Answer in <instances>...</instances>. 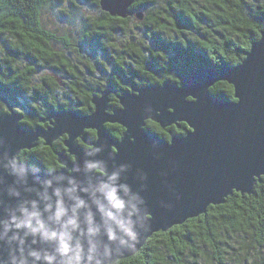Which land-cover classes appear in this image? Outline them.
Segmentation results:
<instances>
[{
	"label": "water",
	"instance_id": "95a60500",
	"mask_svg": "<svg viewBox=\"0 0 264 264\" xmlns=\"http://www.w3.org/2000/svg\"><path fill=\"white\" fill-rule=\"evenodd\" d=\"M134 1L98 0V5L110 17L141 21L143 12L131 9ZM179 81L180 85L162 82L117 94L118 107L109 110L110 85L91 96L90 113L53 110L40 120L47 122L46 127L33 129L21 127L23 115L1 98L5 111L0 113V264L22 259L21 247L25 255L48 247L39 236L25 237L27 229L13 227L5 233L4 225L13 217L23 219L21 208L31 212L33 203L47 221L51 213L44 209L51 203L55 210L56 189L70 206L73 201L66 190L75 186L73 195L87 205L81 219L91 211L97 223L101 214L94 201L103 202L102 193L96 191L103 183L119 188L122 198L136 204L140 218L136 238L126 245H113L105 264L134 256L152 234L204 214L233 192H253L264 177V30L237 65L190 70ZM218 82L232 86L234 101L209 94ZM146 121L163 130L184 123L188 131L182 136L171 132L163 139L145 129ZM107 124L123 128L119 138L109 133ZM88 129L95 131V139L85 141L87 147L77 145ZM63 135L67 152L56 153L59 169L42 170L18 159L39 139L51 145ZM89 163L97 168L88 169ZM114 173L117 180L113 182L108 178ZM13 236L19 239L12 240Z\"/></svg>",
	"mask_w": 264,
	"mask_h": 264
},
{
	"label": "trees",
	"instance_id": "16d2710c",
	"mask_svg": "<svg viewBox=\"0 0 264 264\" xmlns=\"http://www.w3.org/2000/svg\"><path fill=\"white\" fill-rule=\"evenodd\" d=\"M84 1L100 14L84 18L70 44L43 22L58 0H0V113L1 98L21 106L23 128L40 126L53 110L88 114L91 96L110 85L109 110L118 107L116 94L162 82L180 85L181 75L198 68L237 65L264 30V0H135L131 9L144 14L135 24L150 45L127 44L112 53L106 47L126 34L130 17H110L98 0ZM53 46L74 52V62ZM208 92L234 101L226 82ZM106 128L115 138L123 132L117 124ZM145 129L163 139L188 131L184 123L163 130L151 121ZM86 137L94 139V132ZM50 155L22 153L20 159L49 170ZM114 264H264V177L250 195L233 192L204 214L152 234L134 256Z\"/></svg>",
	"mask_w": 264,
	"mask_h": 264
},
{
	"label": "clouds",
	"instance_id": "9594fccd",
	"mask_svg": "<svg viewBox=\"0 0 264 264\" xmlns=\"http://www.w3.org/2000/svg\"><path fill=\"white\" fill-rule=\"evenodd\" d=\"M88 169H96L97 164H87ZM110 181L117 180V174L108 178ZM51 185V181H48ZM127 195L128 189L124 187ZM75 186L66 190L69 199L73 203L68 206L61 195V190H55V210L53 205L47 204L44 211L51 213L47 221L42 219L40 211L36 210L33 203V211L21 208L23 219L13 217L10 224H5V233L11 228L27 229L24 236H39L40 240L48 247L42 250H28L20 248L22 259L13 260V264H105V257L110 254L113 245H126L136 238V228L139 223L137 206L131 200L126 201L119 195V188L108 183H103L96 190L103 195V202L95 200V204L101 214V222L94 220L91 211L83 214L81 210L87 208L84 200L73 195ZM45 199H50L45 197ZM51 221V223H49ZM106 238V239H104ZM12 240L19 239L17 236ZM19 243L24 244L20 239ZM35 244L36 240L33 239ZM29 258H31L29 260Z\"/></svg>",
	"mask_w": 264,
	"mask_h": 264
},
{
	"label": "rangeland",
	"instance_id": "374dc122",
	"mask_svg": "<svg viewBox=\"0 0 264 264\" xmlns=\"http://www.w3.org/2000/svg\"><path fill=\"white\" fill-rule=\"evenodd\" d=\"M99 14L100 11L98 9L93 8L84 0H58V3L54 8L45 12L43 15V22L46 28L56 31L60 34H66L70 38L69 43L73 44V38L78 33V26L83 20H85L84 18H96L99 16ZM136 22H138L136 19L130 17L126 34L124 36L118 37L112 45L108 44L106 48L114 53V51L118 49L125 50L127 46L124 45L127 44H133L135 47L149 46V39L145 37L140 28L137 27L135 24ZM53 49L64 54L74 62V52H68L59 46H53ZM44 73L46 72L40 73L39 76ZM60 94H62V92ZM14 109L19 113L23 112V108L21 106H18Z\"/></svg>",
	"mask_w": 264,
	"mask_h": 264
},
{
	"label": "flooded vegetation",
	"instance_id": "af4514ba",
	"mask_svg": "<svg viewBox=\"0 0 264 264\" xmlns=\"http://www.w3.org/2000/svg\"><path fill=\"white\" fill-rule=\"evenodd\" d=\"M116 95H117V94H116ZM116 98H117V97H116ZM110 101H111V97H110V95H109V102H110ZM46 126H47V122H45V123H41L40 126H37V127H46ZM172 126H173V125H172ZM32 129H33V128H32ZM92 132H94V135H95V131H94V130H91V129L85 130V131H84V134H83L84 139H82V138H78V139L76 140V144L79 145V146H82V147H87L85 141H93V140L95 139V138H94V139H89V138L86 137V135H88L89 133L91 134ZM65 137H66L65 135L59 137L57 140H55L54 142H52L51 145H45V144H44V141L41 140V139H39V140H38V145H37L36 147H34V148L30 149V150H23V151H21L20 154L18 155V159H19L22 163H24V164L32 165V166L37 167V168H39V169L45 170V169H43L42 167H39V166H37V165H33L32 163L24 162V161H22V160L20 159V156H21L22 153H25L26 156H29V155H32V154H34V153H38V151H39V152H41L42 154H44V153L49 154V155L51 154V155H50L51 158H52V156L55 157V159L52 160L53 165L55 166V168H54V166H53V169H49V170H47V171H53V170L59 169L61 166H60V164L57 162V156H56V153H57V152H64V153L67 152V150H66V148H65V146H64V144H63V140L65 139ZM118 138H119V137H118ZM58 147H59V148L62 147V149H57ZM70 159H71V157H70ZM55 163H56L57 165H55ZM56 166H57V167H56Z\"/></svg>",
	"mask_w": 264,
	"mask_h": 264
},
{
	"label": "snow or ice",
	"instance_id": "6c2138e0",
	"mask_svg": "<svg viewBox=\"0 0 264 264\" xmlns=\"http://www.w3.org/2000/svg\"><path fill=\"white\" fill-rule=\"evenodd\" d=\"M172 90L175 91V92H177V93H181V94L183 93V92H179V91H177L175 88H173ZM184 96H185V95H183V97H184Z\"/></svg>",
	"mask_w": 264,
	"mask_h": 264
}]
</instances>
